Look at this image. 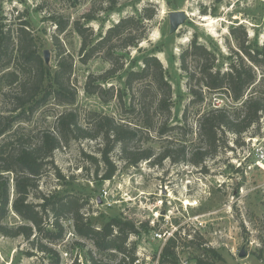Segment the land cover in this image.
<instances>
[{"label": "rangeland", "instance_id": "rangeland-1", "mask_svg": "<svg viewBox=\"0 0 264 264\" xmlns=\"http://www.w3.org/2000/svg\"><path fill=\"white\" fill-rule=\"evenodd\" d=\"M110 7L113 10L107 12ZM178 11L186 13V21L176 32L170 33L168 16ZM88 13L95 20L86 22L84 16ZM142 13L153 16L146 22V39L128 51L124 70L102 86L124 90L125 73L140 69L143 55L154 54L172 87L173 108L168 123L183 125L182 115L186 112V127L192 131L186 139L194 140L199 113L214 105H228V102L222 96L209 94L202 105L190 106L186 76L179 69L180 54L195 38L226 65L229 49H236L230 30L240 25L251 41L262 42L264 0H0V23L11 37L5 41L8 49L0 62V77L15 71L21 79L27 72L33 75L35 71V64L17 51L20 45L18 30L26 23L24 28L30 33L41 59L44 50L49 52L52 70L56 67L59 50L71 57L73 68L69 83L77 93L73 105L59 106L50 100L33 115L21 114L23 117L13 124L11 131L0 138V144L7 142L9 147H16L17 141L24 138L35 142L43 130L54 129L57 116L65 111H75L81 120L89 112H98L131 123L140 121L137 115L121 113L114 101L105 104L97 96L85 92L89 78L103 75L110 65L101 56L82 62L81 38L74 24L82 23L88 29L86 35L92 31L98 38L121 17ZM54 19L67 24L62 34H58ZM55 38H58L59 49ZM24 41L26 45L27 40ZM3 81L5 84L0 81L1 124L4 117L13 118L21 113L15 111L18 105L14 99L15 89L6 85L7 79ZM128 96L127 93L126 101L130 99ZM153 120L155 125L159 121L156 117ZM173 132L170 138L180 142L185 131L176 129ZM236 139L235 135L225 133L227 147L208 158L201 167L169 159L160 166L151 165L149 161L131 166L121 159L116 149L110 158L116 173L103 183L94 182L96 166L88 158L98 159L100 140H79L54 152V166H45L38 192L46 196L73 194L88 201L82 213L95 227H101L113 217L132 221L136 226L148 223L150 231L129 237L128 244H135L134 264H161L160 254L171 238L174 245L170 252L174 251L177 264H197V260L213 264H264V169L257 166L253 155L247 158L249 151L264 146V118L238 137L239 146L234 143ZM130 146L151 148L157 155L164 142L155 132L144 131ZM100 170L105 171V168L100 165ZM57 171L63 180L56 178ZM4 177L10 181L5 223L11 228L28 225L12 209L14 177L9 173ZM39 194L34 193L36 196L31 195L28 201L40 203L36 198ZM189 204L192 206H187ZM61 223L64 230L61 241H52L43 234L35 238L48 245L57 255L59 264H72L75 260L86 264L87 251L103 261L114 259L116 254L97 255L91 240L76 236L70 216L64 217ZM45 224L50 230V218ZM32 239L0 235V264L48 262L30 245ZM241 251L244 257H239Z\"/></svg>", "mask_w": 264, "mask_h": 264}, {"label": "trees", "instance_id": "trees-1", "mask_svg": "<svg viewBox=\"0 0 264 264\" xmlns=\"http://www.w3.org/2000/svg\"><path fill=\"white\" fill-rule=\"evenodd\" d=\"M112 10L110 7L107 12ZM152 18L145 13L123 16L98 38H95L92 31L86 35L88 29L82 23L74 24V30L81 38L82 62L101 56L110 65L103 75L89 78L85 92L97 96L105 104L114 101L121 113L137 115L140 121L131 123L98 112H89L81 120L75 111H65L57 116L54 129L43 130L35 142L24 138L17 141L16 147H9L7 142L0 144V235L7 238L21 236L27 241L33 237L30 245L49 260L42 264H59V260L48 245H44L40 239L35 241V238L43 234L52 241H61L64 237L61 220L67 216L71 217L75 235L91 240L97 255L116 254L114 259L103 261L87 251L86 264H134L135 244H128L129 237L151 230L148 223L136 226L132 221L120 217H113L101 227H95L90 218L82 213L88 202L83 198L73 194L61 196L60 193L40 195L39 179L45 166H54L52 157L55 151L79 140H100L98 159L88 158L96 166L94 182L103 183L116 173V167L110 159L116 149L120 151L121 159L131 166L145 161L160 166L164 160L169 159L174 163L183 162L201 167L208 158L216 156L220 149L227 147L225 133L235 135L237 139L234 143L239 146L238 137L246 134L264 118V40L251 41L241 25L230 30L236 49H229L226 65L220 63L216 54L199 44L195 38L179 56V69L186 76L190 106L202 105L209 94L222 96L228 102V105H214L198 112L194 140L186 139L192 133L190 127H186V112L182 115L183 125L173 126L168 123L173 108L172 87L166 78V71L154 54L143 55L141 68L130 69L125 73L124 90L115 89L114 86L103 87L110 78L124 70L128 51L137 48L146 39V22ZM84 19L91 22L95 17L88 13ZM54 21L58 34H62L67 24H62L59 19ZM21 25L17 35L20 44L17 51L27 61L33 62L36 68L33 75L29 71L21 79L15 71L0 77L1 82L7 79L6 85L15 89L14 99L18 104L15 111L21 112L17 117L3 118L0 138L11 131L13 124L23 117L21 114L33 115L50 100L59 106L73 105L77 97L69 83L73 68L71 57L59 50L56 67L52 70L50 65L43 63L30 33L24 28L27 24ZM8 40H11L9 32L4 31L0 23V62L8 49L5 44ZM24 40H27L26 45H23ZM58 42V38H55L57 49L60 48ZM127 93L129 101L125 100ZM152 116L159 120L156 125ZM176 129L185 131L180 142H175L169 136H174L173 131ZM144 131H153L163 140L164 146L157 155H154L151 148L130 146ZM100 165L105 171L100 170ZM5 173L14 177L15 199L12 209L28 225L11 228L5 223L10 201V181L4 177ZM55 176L58 180L64 179L59 171ZM34 193L39 194L36 198L40 199V203L28 201ZM48 218L50 230L45 228V220ZM173 245L174 239H168L160 254L161 264H177L174 251L170 252ZM196 262L213 264L202 260ZM72 264L80 263L75 260Z\"/></svg>", "mask_w": 264, "mask_h": 264}, {"label": "water", "instance_id": "water-1", "mask_svg": "<svg viewBox=\"0 0 264 264\" xmlns=\"http://www.w3.org/2000/svg\"><path fill=\"white\" fill-rule=\"evenodd\" d=\"M169 18V31L170 33L176 32L180 26L184 24L186 21V13L183 11H178V12H172L168 16ZM43 63L45 65H49V52L47 50L43 51ZM239 257H244L243 251L239 254Z\"/></svg>", "mask_w": 264, "mask_h": 264}, {"label": "built area", "instance_id": "built-area-1", "mask_svg": "<svg viewBox=\"0 0 264 264\" xmlns=\"http://www.w3.org/2000/svg\"><path fill=\"white\" fill-rule=\"evenodd\" d=\"M251 155L254 156L257 166L260 167L261 169H264V146L263 147L260 146L254 150L252 149L251 151H249L247 158L250 157ZM104 194L106 193L104 192ZM187 206L191 207L192 205L189 204Z\"/></svg>", "mask_w": 264, "mask_h": 264}]
</instances>
